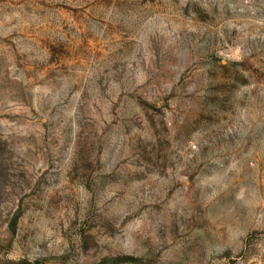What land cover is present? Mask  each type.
<instances>
[{
    "label": "rangeland",
    "instance_id": "374dc122",
    "mask_svg": "<svg viewBox=\"0 0 264 264\" xmlns=\"http://www.w3.org/2000/svg\"><path fill=\"white\" fill-rule=\"evenodd\" d=\"M0 264H264V0H0Z\"/></svg>",
    "mask_w": 264,
    "mask_h": 264
}]
</instances>
